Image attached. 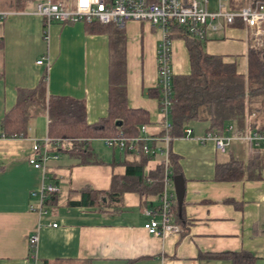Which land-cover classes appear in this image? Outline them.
I'll return each mask as SVG.
<instances>
[{"label": "crops", "instance_id": "obj_1", "mask_svg": "<svg viewBox=\"0 0 264 264\" xmlns=\"http://www.w3.org/2000/svg\"><path fill=\"white\" fill-rule=\"evenodd\" d=\"M41 1L0 0V12H8L0 19V121L14 105L17 89H33L44 79L47 95L83 100L86 120L94 123L107 114L109 38L88 33L82 21L52 22L44 30L43 18L35 13ZM121 27L126 40L127 105L146 110L147 134L160 137L159 97L151 90L157 88L156 46L162 30L135 20ZM208 34L206 51L245 74L249 32L244 25L237 21ZM171 48L173 76L188 74L184 39L173 38ZM42 57L49 60L48 67L37 63ZM47 124L46 113L39 114L31 119L26 135L17 137L4 136L0 126V264H33L31 234L38 235L34 257L39 263L235 264L231 256L243 253L253 257L252 264H264V179L214 178L216 163L246 159L253 150L247 143L232 142L221 152L211 142L202 144L184 134L173 137L169 153L178 158L185 180L180 216L176 208L182 231L159 237L143 226L146 210L159 203L152 187L144 195L126 191L118 209L70 203L82 200L84 188L108 190L113 175L125 176L123 150L107 147V153L101 149L99 155L94 144L101 139H92L88 152L94 159L89 162L82 161L81 152L57 148L59 157L48 159L44 171L29 163L35 155L33 142L47 138ZM207 126L192 122L186 128L202 135ZM156 160L163 157L157 155ZM153 167L154 162L144 163V174ZM48 184L57 191L45 193L41 201L39 191Z\"/></svg>", "mask_w": 264, "mask_h": 264}, {"label": "trees", "instance_id": "obj_2", "mask_svg": "<svg viewBox=\"0 0 264 264\" xmlns=\"http://www.w3.org/2000/svg\"><path fill=\"white\" fill-rule=\"evenodd\" d=\"M248 1L241 0L240 6ZM85 27L90 34L103 33L109 38L107 114L94 123H88L83 100L64 95H47L44 79H41L33 89H17L14 105L0 121L4 136H25L31 119L46 113L47 137L60 140L58 147L60 150L81 152L82 161L89 162L94 159L93 154L88 152L90 140L113 136L120 130L126 136H136L139 126L148 124L146 110L130 108L127 105L126 40L123 28L113 23L101 24L94 21L85 23ZM171 37L184 39L190 72L173 76L169 134L172 137L181 136L192 122H207L205 133L223 135L226 126L232 125L237 130L243 131L248 127L264 135V38L258 44H249L246 53V73L240 74L233 63L225 62L220 55L209 54L205 49V39L188 35L176 25L171 28ZM151 94L159 97V87L153 88ZM115 121H122V126H116ZM163 133L164 129L161 135ZM250 148L253 150L249 151L245 160L230 158L224 163H216L214 178L218 181L264 179V154L260 153L264 146ZM122 154L125 176L113 175L108 190L82 189V200L70 202L71 205L118 209L122 195L126 191L136 190L144 195L149 193L148 187H152L154 193L160 194L163 161H157L156 154L145 155L139 150L125 149ZM130 155L132 157L128 158ZM149 162H154V167L146 176L143 166ZM168 162L173 176L181 174L178 158L172 153L168 155ZM176 208L175 200L171 211L174 220L179 221ZM231 257L235 264L253 263V257L247 254L238 253ZM61 262L90 264L87 260Z\"/></svg>", "mask_w": 264, "mask_h": 264}, {"label": "built area", "instance_id": "obj_3", "mask_svg": "<svg viewBox=\"0 0 264 264\" xmlns=\"http://www.w3.org/2000/svg\"><path fill=\"white\" fill-rule=\"evenodd\" d=\"M247 0H244L246 2ZM210 6H213L210 8ZM8 12H0V19ZM35 13L43 18L44 30L52 23L82 21L85 23H113L122 26L126 21H145L162 30V38L156 46L157 86L159 87V112L162 117L164 133L160 137L147 134L146 125L139 126L136 136H126L122 130L113 136L101 138L108 148L136 151L145 155L163 157L164 170L162 188L158 196V206L146 210L148 220L145 230L154 236L166 237L178 234L181 226L173 219L171 207L175 201L172 174L168 166L169 144L173 137L169 134L170 108L172 104V48L171 28L180 26L188 35L205 39L207 33L221 30L240 21L249 32V44L260 43L264 38V0H249L243 6L231 7V0H43L36 4ZM38 64L50 62L45 57L37 60ZM254 113H252V116ZM184 137L192 138L205 144L211 142L215 148L225 152L232 142H245L250 147L264 146V135L256 130L241 131L227 125L225 134L204 133L195 135L191 128L184 129ZM159 146H156V144ZM60 140L45 138L34 141V156L29 163L35 168H46L48 159H57ZM51 185H44L39 191L41 201L47 192H56ZM56 226V224H54ZM38 235L29 236V248L33 264H39L34 257Z\"/></svg>", "mask_w": 264, "mask_h": 264}, {"label": "water", "instance_id": "obj_4", "mask_svg": "<svg viewBox=\"0 0 264 264\" xmlns=\"http://www.w3.org/2000/svg\"><path fill=\"white\" fill-rule=\"evenodd\" d=\"M122 124H123L122 121H115V125L118 127H121ZM172 181H173L175 200L177 203L178 213L180 216L184 193H185V180L183 175L178 174L173 176Z\"/></svg>", "mask_w": 264, "mask_h": 264}, {"label": "rangeland", "instance_id": "obj_5", "mask_svg": "<svg viewBox=\"0 0 264 264\" xmlns=\"http://www.w3.org/2000/svg\"><path fill=\"white\" fill-rule=\"evenodd\" d=\"M54 1V0H53ZM240 2V4H238V3ZM238 4L239 6L241 5V0H231V4ZM213 6H210V8H212ZM209 36V34L207 35V37ZM206 37V39H208ZM173 38H175V37H171V40L173 39ZM94 145H96V151H97V153H99V155H100V151H101V149H102V152H104V153H107V147L104 145V143H103V141L102 140H100V141H98V142H95V144ZM263 152H264V149H263ZM51 209H53L52 207H49L48 208V211H50L51 212ZM56 264H63V263H56Z\"/></svg>", "mask_w": 264, "mask_h": 264}]
</instances>
